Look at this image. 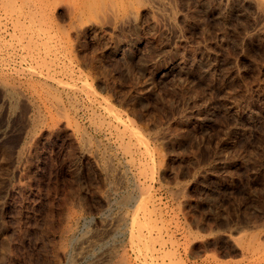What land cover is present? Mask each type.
Wrapping results in <instances>:
<instances>
[{
  "label": "rangeland",
  "instance_id": "rangeland-1",
  "mask_svg": "<svg viewBox=\"0 0 264 264\" xmlns=\"http://www.w3.org/2000/svg\"><path fill=\"white\" fill-rule=\"evenodd\" d=\"M132 1L0 23V264H264V1Z\"/></svg>",
  "mask_w": 264,
  "mask_h": 264
},
{
  "label": "bare ground",
  "instance_id": "bare-ground-1",
  "mask_svg": "<svg viewBox=\"0 0 264 264\" xmlns=\"http://www.w3.org/2000/svg\"><path fill=\"white\" fill-rule=\"evenodd\" d=\"M117 1V2H116ZM138 1V0H137ZM153 1V0H152ZM264 1V0H263ZM262 1V2H263ZM130 2H133L132 0H0V23H15L17 27L21 25L22 23H55V17L52 14L54 9H57L58 7H64L69 10L68 12L71 15V18L75 20L83 21V19L91 17L94 13L100 11L101 9L105 10L106 8H109L110 6L117 7L118 11L126 12L128 6L130 5ZM161 2V1H160ZM260 2V1H259ZM139 3L142 4V2L139 1ZM129 4V5H128ZM260 4V3H258ZM168 5V4H167ZM163 7V6H162ZM262 5L260 6V8ZM114 8V7H113ZM101 10V11H102ZM111 10V9H110ZM107 11V10H106ZM128 11V10H127ZM167 12V11H166ZM120 13V12H119ZM123 14V13H122ZM125 14V13H124ZM131 14V13H130ZM169 14V13H168ZM119 16V15H118ZM70 17V16H69ZM126 18V17H125ZM77 21V22H78ZM87 21V20H86ZM74 23V22H72ZM82 23V22H81ZM87 23V22H86ZM34 25V24H32ZM37 25V24H36ZM31 26V25H30ZM15 27V26H14ZM24 27H26L24 25ZM35 27L31 26L33 29ZM39 27V28H40ZM21 29V28H19ZM41 30V29H40ZM36 32V30H35ZM41 32V31H40ZM46 36H49V33L46 34ZM25 38V36H24ZM30 44L34 46L37 44L36 38L33 36L28 37ZM27 40V39H26ZM27 44V45H25ZM43 44V43H42ZM26 46L25 49H31V47L28 46V42L24 43ZM23 45V46H24ZM34 55L31 51V56ZM41 56V55H40ZM25 58V57H24ZM36 60V59H35ZM17 69V68H16ZM5 78V77H4ZM8 81V80H7ZM2 82V81H1ZM3 83V82H2ZM7 83V82H6ZM5 84V83H4ZM10 84V83H8ZM3 85V84H2ZM7 85V84H6ZM9 87V85H8ZM6 89V88H5ZM9 89V88H7ZM11 91V89H10ZM17 91V90H16ZM12 94V93H11ZM14 97V96H13ZM119 119V118H118ZM124 124V123H122ZM126 126V124H124ZM128 129V127L126 126ZM140 136V135H139ZM140 138V137H139ZM141 139V138H140ZM142 139V144L145 143ZM144 142V143H143ZM141 144V145H142ZM145 145V144H144ZM140 147V146H139ZM145 147H147L145 145ZM149 196V194H148ZM149 199V198H148ZM152 202V201H151ZM153 203V202H152ZM153 205V204H152ZM150 212V211H149ZM144 214V213H143ZM146 215V214H145ZM146 217V216H145ZM70 228V227H69ZM70 230V229H69ZM74 232V231H73ZM152 232V231H151ZM151 234V233H150ZM152 235V234H151ZM142 236V235H141ZM257 236V235H256ZM153 237V236H152ZM141 238V237H140ZM143 238V237H142ZM146 238V237H145ZM146 240V239H145ZM154 240V239H153ZM147 241V240H146ZM145 241V242H146ZM157 241V239H156ZM240 243V242H239ZM147 244V243H146ZM242 244V243H241ZM259 245V244H258ZM261 245H264L261 244ZM250 246V244H249ZM255 246V245H254ZM260 246V245H259ZM262 247V246H261ZM155 248V247H154ZM260 248H256V251ZM6 250V249H5ZM63 250V249H62ZM248 250V249H247ZM153 251V250H152ZM125 252V251H123ZM154 252V251H153ZM259 252V251H258ZM152 253V252H151ZM161 253V252H160ZM89 254V253H88ZM111 254V253H110ZM118 255V254H117ZM153 255V253H152ZM119 256V255H118ZM124 256V255H123ZM153 257V256H152ZM122 258V257H121ZM125 259V258H123ZM122 259V260H123ZM128 261V260H127ZM129 262V261H128ZM126 260L121 263H128ZM120 263V264H121ZM132 263V262H131ZM129 262V264H131Z\"/></svg>",
  "mask_w": 264,
  "mask_h": 264
}]
</instances>
